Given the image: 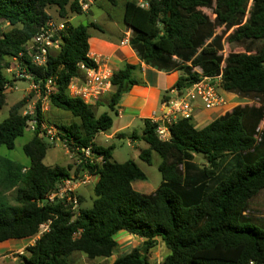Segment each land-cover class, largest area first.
Here are the masks:
<instances>
[{
  "label": "trees",
  "instance_id": "trees-1",
  "mask_svg": "<svg viewBox=\"0 0 264 264\" xmlns=\"http://www.w3.org/2000/svg\"><path fill=\"white\" fill-rule=\"evenodd\" d=\"M106 1L114 7L120 3ZM148 2L143 9L137 0H126L123 12L129 44L141 62L159 71L180 72L174 88L181 93L203 77L222 76L224 91L257 99L261 105H238L199 130L191 120L179 119L169 127V142L157 135L160 123L145 120L143 134L132 139L148 146L139 152L142 162L153 165L158 155L162 183L154 194H141L132 183L147 177L137 162L118 163L113 158L115 145L94 142L99 133L112 128L113 118L107 113L97 117L94 105L69 92L71 81L82 75L80 65L98 68L89 56V29L101 32L100 25L70 21L69 15L86 14L77 0H0V109L7 104L5 86H13L3 76L10 66L7 60L24 52L52 19L47 10L53 6L60 21L68 24L61 50L48 57L45 67L28 69L41 86L48 77L56 78L50 107L78 120L57 125L58 136L70 151L92 145L93 156L105 160L103 165L87 162L75 170V175L82 170L98 176L93 204L82 208L78 218L72 219L69 205L46 201L61 180L72 177L73 167L45 163L53 146L42 132L44 116L38 104L33 138L23 146L30 166L0 157V244L33 238L43 223L51 221L49 231L27 248L24 264H72L76 252L90 260L108 259L118 249L120 232L144 243L107 264H148L160 239L170 251L163 264H264V220L246 215L249 201L264 191V0ZM3 23L11 29L4 32ZM225 44L244 52L225 56ZM138 69L125 64L111 76V111L117 113L125 95L141 84L135 78ZM167 93L163 100L169 102ZM23 104L24 99L16 103L0 123V148L12 150L25 135L32 117L20 113ZM199 154L202 164L196 162ZM224 170L227 176L219 180ZM9 192H14L12 202Z\"/></svg>",
  "mask_w": 264,
  "mask_h": 264
},
{
  "label": "rangeland",
  "instance_id": "rangeland-1",
  "mask_svg": "<svg viewBox=\"0 0 264 264\" xmlns=\"http://www.w3.org/2000/svg\"><path fill=\"white\" fill-rule=\"evenodd\" d=\"M138 2V0H137ZM126 3V0H120L119 5L116 7L111 6L106 0H97L96 3L90 8L88 13L84 15H69L70 21L76 25H79L81 22L86 24V22H95L100 25L102 31L97 30L95 28L89 29V33L91 37L99 38L101 40H108V41H115L117 39L119 29L124 28L123 26V12H124V5ZM48 13L51 15L52 20L60 21L58 10L55 7L48 8ZM205 13L209 14L211 17H214L209 10H203ZM67 22V21H66ZM11 29L10 26L5 25V23L2 24V30L4 32H7ZM128 29H123V38L125 36V32H127ZM220 31V30H219ZM124 42V40H123ZM93 44V51H96V45ZM231 51L234 52H244L242 47L233 46L230 47L228 44H225V56H228ZM10 66L7 68H11L12 72L7 73L6 70L3 72V76L12 83L13 87L12 89H9L5 91V94L7 95V104L3 107V109H0V123H2L5 119L9 117L11 108L24 99V104L20 110V113L25 116H34L37 114V106L38 104L41 107H45V111L42 110L44 121L43 124L48 129L49 128H55L58 132L57 125L61 124H69L71 122H76L78 120H75L70 113L62 112L57 109H53L49 105V100L44 99L41 92L36 91V89L33 87L32 83L27 81L26 79L19 78L17 76V73L19 71L18 65L15 61L12 59L7 60ZM103 94L101 95L99 99V104H92L94 105V110L96 112L97 117H100L101 115L107 113L109 114L113 120H114V128H116L117 124L119 123L118 115L111 111L108 107L109 99L103 98ZM248 106V105H245ZM47 108V109H46ZM121 122V121H120ZM28 130L26 131L25 135L22 137H19L16 141V144L12 150L7 149L6 147L0 148V157L12 160L14 162L22 164L24 167L30 166V160L29 158L24 154L23 152V146L25 144H28L32 138L33 134L35 132L36 126L29 125ZM134 129L137 131L139 135L143 133V126L142 123H137L136 126H134ZM134 130H130L126 132L124 135L125 137L122 139L115 138L111 141L113 145L116 146L113 152V158L118 163H125L130 160H134L137 162V164L141 167V169L145 172L144 174L147 177V180L145 182L136 181L133 185L135 186H141L144 187V189L152 188L156 190L159 188V186L162 183V178L160 175V171L158 169V164L160 163V158L158 155L154 156V163L153 165H148L144 162H142L141 159L138 157V153L140 149H146L147 145L141 140L136 145L131 146L129 145L130 139L128 138V133H132ZM112 132V131H110ZM48 142V139L45 138ZM49 143V142H48ZM100 143V142H98ZM48 152L47 156L45 158V163L49 167H55V166H68L70 165L73 167L72 170V176L73 177H80L84 174V172L81 170L78 174L75 175V170L81 165H84L85 163H81L79 165V161L82 159V156L78 154V152L75 150L74 152H71L67 144H55L52 145ZM202 158H197L196 162L202 164L203 161L200 160ZM225 176H227V173L224 171H221L218 179H223ZM93 185L87 186V188L81 187L79 192L84 197H81L82 199V208H87L92 206L94 196H93ZM140 191V190H139ZM146 194L147 192H141ZM7 197L10 199V201H13L14 198V192H9L7 194ZM246 215L249 217H258L261 220H264V191L259 192L256 197H254L251 201H249L248 204V211L246 212ZM134 244V243H133ZM141 247V245H139ZM170 254V251L166 248L165 243L163 240H159V244L151 251L148 259V264H163L165 258ZM116 257H119L118 251L115 253ZM76 256H81L79 253H75L72 256V261L74 264H82L80 262L79 258H76ZM89 260V264H104V263H97L93 262V260ZM110 263V262H105Z\"/></svg>",
  "mask_w": 264,
  "mask_h": 264
},
{
  "label": "crops",
  "instance_id": "crops-1",
  "mask_svg": "<svg viewBox=\"0 0 264 264\" xmlns=\"http://www.w3.org/2000/svg\"><path fill=\"white\" fill-rule=\"evenodd\" d=\"M87 24V22H86ZM124 26V23H123ZM124 28H126L124 26ZM119 29V33L117 39L113 42L108 40H101L99 38L91 37L90 46L91 51L89 53L90 58H93L97 64L98 69L103 71H111V73L117 72L121 67L125 64H132L139 66V69L135 72V78L138 79L141 84L134 86L128 94L125 95L124 99L121 101V104L116 108L119 123L116 128H114V124L112 128L107 132L99 133L94 142L97 146L108 147L113 145L111 143L115 138L122 139L125 137V133L134 130L132 133H128V138L130 139L129 145L134 146L141 140H133V136H141L134 129V126L137 123H142L144 130V121L151 120L157 123H166L167 116L169 115V103L177 98L176 88H174L177 80L180 78V72H172L169 73L167 71H159L150 66H146L145 63L141 62L139 58L136 56L135 52L132 50L130 44H123V40H129L130 31L125 32V36L123 38V29ZM127 29V28H126ZM96 45L97 50L93 51V44ZM201 72V71H199ZM83 75V74H82ZM80 75V78H82ZM167 93L169 98L168 101H164V94ZM114 92V87L103 94V98L111 99V95ZM221 96H223L226 100V104L215 106L210 109H205L202 106V103H195V111H194V119L192 123L195 125L196 129H202L208 126L214 120L216 121L221 116L225 115L228 112H231L235 107L248 105L249 107H259L261 104L257 99H249L242 98L240 95L235 93H228L223 89L220 90ZM100 99V98H99ZM99 99L96 100L97 104H99ZM106 100V99H105ZM96 102L94 104H96ZM112 131V132H110ZM143 141V140H142ZM100 142V143H98ZM116 147V146H115ZM148 148V146H147ZM146 148V149H147ZM141 150V149H140ZM139 150V152H140ZM144 150V149H142ZM139 157V153H138ZM141 181V180H137ZM136 182V181H134ZM132 186L135 190L139 192H147V195L154 194L156 190L154 189H144L141 186ZM142 182V181H141ZM87 188V187H84ZM80 190V189H79ZM78 190V192H79ZM94 194V193H93ZM144 194V193H141ZM79 196L84 197L80 194ZM82 207V203H81ZM91 207V206H90ZM86 208V207H85ZM89 208V207H87ZM39 239V236L36 235L33 238L25 239V240H9L5 243L0 244V264H24L23 258L29 257V253L27 252V248L32 246L36 240ZM118 244V253L119 257L124 256L129 253L132 249L142 245L144 240L139 239L137 236L129 235L125 232H120L116 238ZM134 243V244H133ZM79 253V252H76ZM75 253H73L74 255ZM81 256H76L79 258L82 264H89L90 258H88L83 253H79ZM72 255V256H73ZM71 256V263L72 261ZM119 257L113 255L111 258H97L94 259L93 262L105 263L115 262Z\"/></svg>",
  "mask_w": 264,
  "mask_h": 264
},
{
  "label": "built area",
  "instance_id": "built-area-1",
  "mask_svg": "<svg viewBox=\"0 0 264 264\" xmlns=\"http://www.w3.org/2000/svg\"><path fill=\"white\" fill-rule=\"evenodd\" d=\"M83 13H88L90 8L96 3L97 0H77ZM138 6L143 9H147L149 6L148 0H138ZM252 6V1L249 4V10ZM68 24L66 21H56L50 19L44 26H42L34 39L27 43L24 52L20 53L16 58H12L18 65L19 71L17 76L19 78L26 79L31 82L36 91L41 92L43 98L49 100V97L57 92L56 78L48 77L44 82L43 86L40 83H35V75L31 74L28 67L34 66L36 68H43L46 66L48 57L54 55L61 50L62 35L66 31ZM129 40H125L123 44H128ZM27 58L29 64L23 59ZM82 78L78 77L71 81L69 86L70 95L73 98H81L86 104H94L102 94L107 93L111 89L110 78L113 76L111 71H103L98 68H88L85 65H80ZM7 73L12 72V69H6ZM222 76L215 77H203L196 84H190L186 87L184 92L176 90L177 98L169 103V115L167 116L166 123L168 128L163 122L157 128L158 137L169 142L171 135L169 127L172 126L179 119H188L193 121L195 103H202L205 109L217 107L226 104V100L220 94ZM13 86L6 85L5 91L12 89ZM49 103V102H48ZM41 109V107H40ZM47 109V108H46ZM45 111V107H42ZM41 110V111H42ZM32 119L28 121V126H36V119L31 116ZM44 137L48 139L49 144L55 145L58 143L67 144L66 141H62L58 136V132L55 128H47L44 124L41 125ZM28 130V129H27ZM68 145V144H67ZM69 146V145H68ZM92 145L87 148L77 149L82 159L81 163L90 162L95 165H103L105 160L103 157L95 158L92 154ZM98 181V176L85 171L80 177H71L63 179L57 185L56 190L47 196L49 203L62 202L70 207V211L73 214L72 219L75 220L81 214V202L78 190L81 187H87L90 185L95 186ZM51 221L43 223L40 226L39 233L37 234L40 238L41 235L47 233L50 229Z\"/></svg>",
  "mask_w": 264,
  "mask_h": 264
},
{
  "label": "water",
  "instance_id": "water-1",
  "mask_svg": "<svg viewBox=\"0 0 264 264\" xmlns=\"http://www.w3.org/2000/svg\"><path fill=\"white\" fill-rule=\"evenodd\" d=\"M85 25H87V24H85ZM190 86V84H188V86L187 87H189ZM165 125H166V127L168 128V126L169 125H167V123H165ZM198 157H200V158H203V154H199V156Z\"/></svg>",
  "mask_w": 264,
  "mask_h": 264
}]
</instances>
